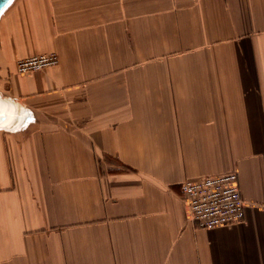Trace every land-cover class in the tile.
Listing matches in <instances>:
<instances>
[{
	"label": "crops",
	"instance_id": "0c3cea01",
	"mask_svg": "<svg viewBox=\"0 0 264 264\" xmlns=\"http://www.w3.org/2000/svg\"><path fill=\"white\" fill-rule=\"evenodd\" d=\"M0 94V264H264V0H13ZM227 172L244 219L194 228L180 183Z\"/></svg>",
	"mask_w": 264,
	"mask_h": 264
},
{
	"label": "built area",
	"instance_id": "2783aa9c",
	"mask_svg": "<svg viewBox=\"0 0 264 264\" xmlns=\"http://www.w3.org/2000/svg\"><path fill=\"white\" fill-rule=\"evenodd\" d=\"M58 62L55 52L18 59L15 70L27 73L54 66ZM187 219L199 229H209L241 222L245 204L235 172L185 179L180 183Z\"/></svg>",
	"mask_w": 264,
	"mask_h": 264
},
{
	"label": "water",
	"instance_id": "95a60500",
	"mask_svg": "<svg viewBox=\"0 0 264 264\" xmlns=\"http://www.w3.org/2000/svg\"><path fill=\"white\" fill-rule=\"evenodd\" d=\"M13 0H0V15ZM28 113L17 101L0 94V129L12 130L28 121Z\"/></svg>",
	"mask_w": 264,
	"mask_h": 264
}]
</instances>
